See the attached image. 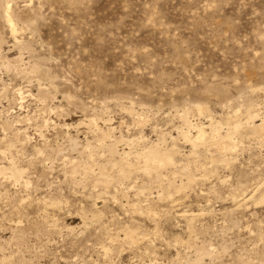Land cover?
Here are the masks:
<instances>
[{
    "label": "rangeland",
    "instance_id": "374dc122",
    "mask_svg": "<svg viewBox=\"0 0 264 264\" xmlns=\"http://www.w3.org/2000/svg\"><path fill=\"white\" fill-rule=\"evenodd\" d=\"M262 117L264 0H0V264H264Z\"/></svg>",
    "mask_w": 264,
    "mask_h": 264
},
{
    "label": "bare ground",
    "instance_id": "6f19581e",
    "mask_svg": "<svg viewBox=\"0 0 264 264\" xmlns=\"http://www.w3.org/2000/svg\"><path fill=\"white\" fill-rule=\"evenodd\" d=\"M9 9H10V6H7L6 7V17L8 19V21L10 22L13 30L15 31V27H14V23H13V19L11 18V15H10V12H9ZM22 94V93H21ZM23 98V96H22ZM198 107V110L201 112L204 110V107L203 106H197ZM255 126V129L259 132H264V117H262V122L258 125H254ZM238 125H235L234 126V131H237L238 130ZM200 129V128H199ZM217 129V128H216ZM233 131V132H234ZM256 131V132H257ZM232 132V131H231ZM231 132H227V135H223L221 136V134H219V132L215 131V130H212L211 132V135L207 136L206 135V132L205 130L201 129L199 130V133L198 135L196 136V141H209V142H213L215 144H217L220 148L224 149V150H230V145H229V140L231 138ZM186 136H188V134H186ZM189 137V136H188ZM195 141V142H196ZM158 145L156 146H152V147H149L147 150H144V151H140V153H138V156H141L144 160V169L145 170H152V169H159L160 167H163L165 165H168V164H172L174 163V150H163L161 149L160 147H157ZM109 152H110V155H112V157L117 153V150H116V146L115 145H110L109 147ZM124 153V152H123ZM122 153V154H123ZM126 153V152H125ZM121 155V154H120ZM125 155V154H124ZM111 157V156H110ZM116 159V157H115ZM114 157L112 160H114ZM123 159H121L119 161V171H120V175L121 176H127L130 172V167L129 166H125L124 165V162L122 161ZM111 161V159H110ZM113 162V161H112ZM117 162V161H116ZM114 163V162H113ZM143 163V162H142ZM141 163V165H142ZM112 164V163H111ZM117 164V163H116ZM187 168V167H186ZM12 176L15 178V179H20L22 177V172L19 168H17L15 165H12ZM0 173H6L5 171V168L3 167H0ZM108 178V177H107ZM191 179H189L190 181ZM130 232V231H129ZM129 236L131 238H133V233H130Z\"/></svg>",
    "mask_w": 264,
    "mask_h": 264
}]
</instances>
